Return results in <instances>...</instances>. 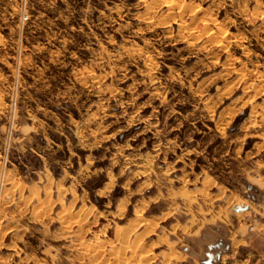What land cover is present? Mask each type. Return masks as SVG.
<instances>
[{
	"label": "rangeland",
	"instance_id": "1",
	"mask_svg": "<svg viewBox=\"0 0 264 264\" xmlns=\"http://www.w3.org/2000/svg\"><path fill=\"white\" fill-rule=\"evenodd\" d=\"M262 213L264 0H0V264H231Z\"/></svg>",
	"mask_w": 264,
	"mask_h": 264
},
{
	"label": "crops",
	"instance_id": "2",
	"mask_svg": "<svg viewBox=\"0 0 264 264\" xmlns=\"http://www.w3.org/2000/svg\"><path fill=\"white\" fill-rule=\"evenodd\" d=\"M234 211L239 214V216H245L251 212V210H255L257 212V208L253 207L251 204L244 202L239 203L233 206ZM261 216L264 218V214ZM255 223V230L250 231L249 225L240 223L238 227H236L235 232L232 236H230V242L228 245L224 246V249L221 248V242L217 244L218 259L222 263H226L229 259H234V261H230L231 264H263L264 262V219L257 218ZM192 228V227H191ZM193 234H197L198 236H202L201 229L192 228ZM202 239V238H201ZM208 238H203V242H207ZM247 249L246 252H243V249ZM241 250L242 254L238 258L237 252ZM193 264H209V260L199 258L201 257V249L193 252ZM176 255V254H175ZM177 256V255H176Z\"/></svg>",
	"mask_w": 264,
	"mask_h": 264
}]
</instances>
